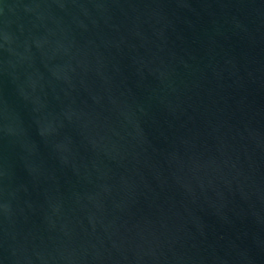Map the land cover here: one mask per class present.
I'll return each mask as SVG.
<instances>
[{
    "label": "water",
    "instance_id": "water-1",
    "mask_svg": "<svg viewBox=\"0 0 264 264\" xmlns=\"http://www.w3.org/2000/svg\"><path fill=\"white\" fill-rule=\"evenodd\" d=\"M0 264H264V0H0Z\"/></svg>",
    "mask_w": 264,
    "mask_h": 264
}]
</instances>
